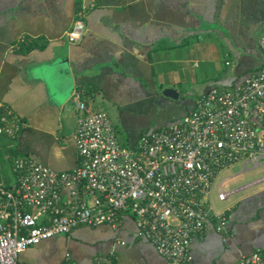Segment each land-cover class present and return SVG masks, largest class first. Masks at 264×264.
I'll return each mask as SVG.
<instances>
[{
	"label": "crops",
	"instance_id": "0c3cea01",
	"mask_svg": "<svg viewBox=\"0 0 264 264\" xmlns=\"http://www.w3.org/2000/svg\"><path fill=\"white\" fill-rule=\"evenodd\" d=\"M77 13L83 33L68 42ZM262 65L264 0H0V115L19 124L13 138L0 134V146L13 142L11 162L27 155L71 170L78 164L76 99L106 112L119 144L131 147L171 111L177 121L209 87H233ZM11 162L0 159L5 186L14 182ZM234 164L214 183L225 203L214 209L208 194V217L185 264H231L264 249V169L222 190L227 177L254 168ZM217 188L231 192L219 200ZM213 213L224 215L223 228H215ZM101 263L169 264L126 214L115 226L79 225L16 256V264Z\"/></svg>",
	"mask_w": 264,
	"mask_h": 264
},
{
	"label": "built area",
	"instance_id": "2783aa9c",
	"mask_svg": "<svg viewBox=\"0 0 264 264\" xmlns=\"http://www.w3.org/2000/svg\"><path fill=\"white\" fill-rule=\"evenodd\" d=\"M82 33L77 13L64 37L75 42ZM74 107L78 164L58 171L20 155L11 162L13 184L0 183V264H16L28 246L79 225L115 226L123 214L169 264H185L204 229L216 173L236 162L264 164V65L233 87H209L177 121L140 133L131 147L119 144L106 112L79 99ZM18 127L15 117L0 115V134L14 137ZM229 192L217 188L216 196ZM213 216L223 228L224 215ZM231 264H264V249Z\"/></svg>",
	"mask_w": 264,
	"mask_h": 264
},
{
	"label": "rangeland",
	"instance_id": "374dc122",
	"mask_svg": "<svg viewBox=\"0 0 264 264\" xmlns=\"http://www.w3.org/2000/svg\"><path fill=\"white\" fill-rule=\"evenodd\" d=\"M178 108H176V109H174V111H176ZM108 113L110 114V116H111V118L113 119V111H108ZM171 114H172V117H164V118H161V123H162V125H167V124H169V123H171L172 121H174V119L175 118H177V117H175V115H174V112L173 111H171ZM158 120H160V119H158ZM157 122V119H155V120H150L149 121V123H148V125H147V127H152V126H154L155 125V123ZM13 138V137H12ZM1 148H0V159H1V161H3V166H6L7 167V165L8 164H10V162H11V159H12V152H10V151H8V150H10V149H12L13 148V142H6L5 144H3L2 146H0ZM7 151H8V153H7ZM12 151H13V149H12ZM241 163V162H240ZM240 163H235L234 165V169L235 168H237V167H239V165H240ZM5 167V168H6ZM262 169H264V164L263 165H260V166H257V167H254V168H252V169H249V170H246V171H244V172H242V173H240V174H238L237 176H232V177H227V179H225L223 182H222V185H221V188H222V190H227V189H230L228 186H229V183L231 182V181H233V180H235V179H240V178H242V177H247V176H253L252 174H254L255 172H258V171H260V170H262ZM223 171H225V170H220L217 174H216V176H215V179H214V181H213V186H212V189H211V192H210V194H209V199H210V204L212 205L211 207H213L214 209H218L219 208V206L220 205H223L224 203H225V201H223V202H219V201H217L216 200V197H215V191H214V183L216 182V181H219V180H221V178L226 174L227 175V173L225 172H223ZM212 208V209H213Z\"/></svg>",
	"mask_w": 264,
	"mask_h": 264
},
{
	"label": "water",
	"instance_id": "95a60500",
	"mask_svg": "<svg viewBox=\"0 0 264 264\" xmlns=\"http://www.w3.org/2000/svg\"><path fill=\"white\" fill-rule=\"evenodd\" d=\"M162 94L165 96H175V94L173 93V91L171 89H164L162 91Z\"/></svg>",
	"mask_w": 264,
	"mask_h": 264
},
{
	"label": "trees",
	"instance_id": "16d2710c",
	"mask_svg": "<svg viewBox=\"0 0 264 264\" xmlns=\"http://www.w3.org/2000/svg\"><path fill=\"white\" fill-rule=\"evenodd\" d=\"M10 137V136H9ZM11 138V137H10Z\"/></svg>",
	"mask_w": 264,
	"mask_h": 264
}]
</instances>
